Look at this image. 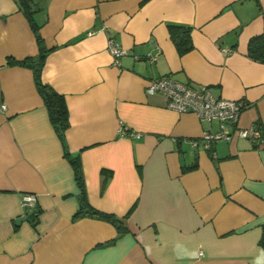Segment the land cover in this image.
I'll return each mask as SVG.
<instances>
[{"label":"crops","instance_id":"1","mask_svg":"<svg viewBox=\"0 0 264 264\" xmlns=\"http://www.w3.org/2000/svg\"><path fill=\"white\" fill-rule=\"evenodd\" d=\"M38 1L49 49L41 79L64 96L69 126L61 140L33 70L7 64L38 46L14 0H0V264H264V142L232 134L205 148L201 134L218 121L145 89L170 76L243 99L236 126L264 139V62L247 54L264 34V0ZM169 25L190 27L192 49L178 53ZM109 37L125 51L117 64ZM66 151L88 204L118 218L124 234L75 217L81 189ZM24 192L37 198L32 218Z\"/></svg>","mask_w":264,"mask_h":264},{"label":"built area","instance_id":"2","mask_svg":"<svg viewBox=\"0 0 264 264\" xmlns=\"http://www.w3.org/2000/svg\"><path fill=\"white\" fill-rule=\"evenodd\" d=\"M103 30V27L97 30L90 29L87 35H93ZM107 49L115 64L125 53L119 43L112 37L108 38ZM229 51L228 49H223V52L228 53ZM145 89L149 93L159 92L163 94L168 108L178 112L193 113L200 119L218 121L217 130H207L201 134L205 148H209L212 143L218 140H228L232 134L250 139L254 144L264 142L261 132L254 126L250 128H239L236 126L240 113L246 106V101L243 99L233 100L215 97L208 86H194L190 83H182L170 76L151 79ZM1 108L4 109L5 106L2 105ZM119 132L121 135L126 134V128L123 124L120 125ZM131 135L136 138L140 136L136 132H131ZM196 143V140L192 141V145H196ZM36 199V195L31 192L21 194V205L24 210V216L28 217L33 213L36 207Z\"/></svg>","mask_w":264,"mask_h":264},{"label":"trees","instance_id":"3","mask_svg":"<svg viewBox=\"0 0 264 264\" xmlns=\"http://www.w3.org/2000/svg\"><path fill=\"white\" fill-rule=\"evenodd\" d=\"M14 2L16 3L18 10L26 17L34 33L38 46V53L35 57H28L22 60H14L10 58L7 60V64L24 65L30 67L33 70L36 78L38 92L40 93L44 101L50 122L54 127L58 137L62 140L64 131L69 126L68 109L64 100V96L54 90L47 83H44L41 79V70L44 65L46 55L49 52V49L44 46V42L39 31L40 24L36 21L35 18L36 13L42 9V5L38 0H14ZM168 31L170 38L174 42L179 54H184L185 52L192 49L193 44L190 36V27L169 25ZM247 54L251 59L255 61L264 62V34L255 35L249 39ZM65 154L69 158V161L74 170L76 182L81 189L80 208L75 213V217L88 214L92 217L104 219L112 223L116 227L119 236L124 234L127 231L126 227L118 218H116L112 214L97 210L88 204L83 194V176L78 158L75 156H71L68 151H66ZM33 215L34 213L31 214V218L33 217ZM114 241L115 240H112L111 242ZM260 245L264 247V231H262Z\"/></svg>","mask_w":264,"mask_h":264},{"label":"clouds","instance_id":"4","mask_svg":"<svg viewBox=\"0 0 264 264\" xmlns=\"http://www.w3.org/2000/svg\"><path fill=\"white\" fill-rule=\"evenodd\" d=\"M191 255H192L193 258L196 257V253L195 252H193Z\"/></svg>","mask_w":264,"mask_h":264},{"label":"water","instance_id":"5","mask_svg":"<svg viewBox=\"0 0 264 264\" xmlns=\"http://www.w3.org/2000/svg\"><path fill=\"white\" fill-rule=\"evenodd\" d=\"M19 220H17V222H18Z\"/></svg>","mask_w":264,"mask_h":264}]
</instances>
